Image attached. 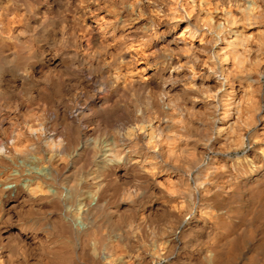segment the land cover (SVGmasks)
I'll list each match as a JSON object with an SVG mask.
<instances>
[{"label": "clouds", "instance_id": "1", "mask_svg": "<svg viewBox=\"0 0 264 264\" xmlns=\"http://www.w3.org/2000/svg\"><path fill=\"white\" fill-rule=\"evenodd\" d=\"M0 264H264V0H0Z\"/></svg>", "mask_w": 264, "mask_h": 264}]
</instances>
